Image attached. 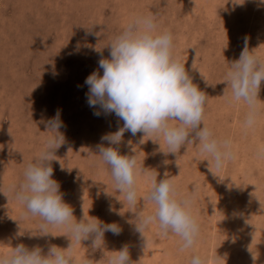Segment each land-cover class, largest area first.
<instances>
[{
	"label": "rangeland",
	"instance_id": "374dc122",
	"mask_svg": "<svg viewBox=\"0 0 264 264\" xmlns=\"http://www.w3.org/2000/svg\"><path fill=\"white\" fill-rule=\"evenodd\" d=\"M148 14L155 15L159 30L172 33L173 55L208 96L203 123L216 137L230 139L235 153L217 171L195 145L165 154L162 139L125 131L120 154L135 155L138 164L157 171V181L167 175L180 196L191 195L200 232L184 251L178 250V236H161L155 224L143 238L129 223L134 214L96 154L98 144L107 146L101 136L123 121L114 114L94 115L97 109L86 102L84 80L93 70L102 74L98 61L109 57L110 39L132 16ZM245 38L249 50L264 60V5L256 0H0V252L19 243L45 252L49 245L70 244L61 227L50 225L51 235L32 236L41 218L25 215L8 191L42 145L41 121L59 110L65 142L52 167L64 201L77 220L96 217L122 227L119 235L105 232L104 248L94 252L90 239L71 241L77 261L88 250L102 261L127 244L134 264H189L195 254L204 264H264V159L255 154L264 144V81L254 128L242 125L247 106L229 103L223 95L230 94L223 82L227 63L239 58ZM136 186L139 207L151 213L155 205L144 199L142 177Z\"/></svg>",
	"mask_w": 264,
	"mask_h": 264
},
{
	"label": "clouds",
	"instance_id": "9594fccd",
	"mask_svg": "<svg viewBox=\"0 0 264 264\" xmlns=\"http://www.w3.org/2000/svg\"><path fill=\"white\" fill-rule=\"evenodd\" d=\"M231 2L243 4L245 0ZM256 2L264 5V0ZM107 47L109 57L98 61L102 74L93 70L84 80L86 102L90 108L97 109L94 115L100 116L101 112L114 114L123 121V126L101 136L107 146L104 143L97 145L99 163L106 166L115 191L123 195L129 212L134 214L129 223L141 237L150 225L155 224L161 236L167 237L171 233L180 238L179 251L190 249L200 232V225L191 210V195L180 196L167 175L157 181L155 169L138 164L135 155L120 154L118 145L125 131L133 136L140 132L143 137H154L155 141L162 139L165 154H177L182 147L192 144L219 171L235 158L232 141L216 137L203 123L208 96L193 82L185 62L173 55V35L168 30L158 29L155 15L132 16L110 39ZM262 81L264 60L249 50L245 38L239 58L227 63L223 78L230 89V94L223 93L226 100L243 102L247 106L242 121L245 129L254 128L257 123L258 91ZM41 123L46 129L41 131L46 133L42 145L25 164L20 182L11 185L8 191L22 205L25 215L41 218L42 223L32 236L51 235L50 225L61 227L71 241L82 244L90 239L91 252L100 250L104 248L105 232L119 235L122 227L115 222L104 223L96 217L80 220L74 217L73 208L63 199L60 183L53 178L52 162L57 160L56 150L65 142L60 131L64 125L59 110ZM255 154L264 159V144L257 146ZM141 177L147 184L144 199L155 205L151 213L143 212L138 205L136 185ZM192 191H195L194 186ZM71 241L67 248L49 245L46 252L40 246L29 248L19 243L0 252V264H97L100 261L91 258L89 250L84 259L77 261ZM100 264H134L129 246L124 244L119 250H113ZM189 264H204V258L195 254Z\"/></svg>",
	"mask_w": 264,
	"mask_h": 264
},
{
	"label": "bare ground",
	"instance_id": "6f19581e",
	"mask_svg": "<svg viewBox=\"0 0 264 264\" xmlns=\"http://www.w3.org/2000/svg\"><path fill=\"white\" fill-rule=\"evenodd\" d=\"M203 1V0H202ZM199 3V2H198ZM192 10H194V9H192ZM260 178V177H259ZM256 185V184H255ZM258 189V188H257ZM101 192V191H100ZM255 193V192H254ZM256 194V193H255ZM253 196V195H252ZM252 200V199H251ZM262 217V216H261ZM264 221V220H263ZM259 223V222H258Z\"/></svg>",
	"mask_w": 264,
	"mask_h": 264
}]
</instances>
